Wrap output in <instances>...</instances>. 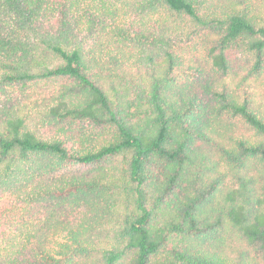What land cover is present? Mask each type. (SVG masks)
Returning <instances> with one entry per match:
<instances>
[{
	"label": "trees",
	"instance_id": "obj_1",
	"mask_svg": "<svg viewBox=\"0 0 264 264\" xmlns=\"http://www.w3.org/2000/svg\"><path fill=\"white\" fill-rule=\"evenodd\" d=\"M196 29L223 74L235 47L264 71V0H0V264H264L253 179L209 207L218 166L264 163V114L176 84ZM223 116L262 138L222 140ZM226 227L257 254L199 246Z\"/></svg>",
	"mask_w": 264,
	"mask_h": 264
},
{
	"label": "rangeland",
	"instance_id": "obj_2",
	"mask_svg": "<svg viewBox=\"0 0 264 264\" xmlns=\"http://www.w3.org/2000/svg\"><path fill=\"white\" fill-rule=\"evenodd\" d=\"M191 26L186 25L185 30H190ZM195 33L188 34V47L181 55L183 60L180 65L174 69V77L177 81V85L187 84L191 87L189 93H193L194 90H198L197 78L206 76L208 80L212 81L215 86L222 87L226 86L231 90L238 100L247 98L252 102V105L260 109V112L264 114V71L259 75H250L247 70L251 66L252 58L250 53L245 51L243 48H231L227 55L230 63V70L228 73L223 74L220 70H217L208 61V50L214 45L217 39V35L214 32H208L206 30H198ZM184 32V31H182ZM187 33L183 34L185 38ZM195 66L201 68L200 74L189 75L192 72L191 69ZM194 71V69H193ZM178 88L181 89V86ZM183 89L180 91L182 92ZM30 92H33L32 90ZM188 92V90H185ZM27 93V91L25 92ZM24 94V93H23ZM21 94L17 86H15V96L19 98L24 96V99L30 100L32 106L34 102H37V98H40L39 94ZM184 95V94H183ZM36 108V107H35ZM33 110H35L33 108ZM37 121V120H36ZM39 125V126H38ZM38 128H43V124H38ZM214 126L225 132L226 137L222 139L228 141V138H244L250 141H257L262 138L254 129L248 126L240 118H231L223 116L220 120H214ZM45 129V128H44ZM41 132H45L43 129ZM230 140V139H229ZM231 141V140H230ZM229 141V142H230ZM232 143V141L230 142ZM229 143V144H230ZM219 170L223 171L226 175L224 181L219 185L215 198L209 207L217 208L219 202H224V194L230 191L232 188H236L240 183V177L245 181L253 179L255 183L256 193L262 195L264 202V163L258 159H251L246 162L243 167H233L230 165L221 164L218 166ZM255 203V201L253 200ZM226 203V202H225ZM222 202L220 203V205ZM222 229L218 232L207 233L204 238L201 239L200 245L211 252H226L229 251L232 254H236L237 249L240 247H247L250 252V257L255 256L257 253L254 252L250 247L246 245L244 240L238 235L237 232H233L228 229Z\"/></svg>",
	"mask_w": 264,
	"mask_h": 264
}]
</instances>
